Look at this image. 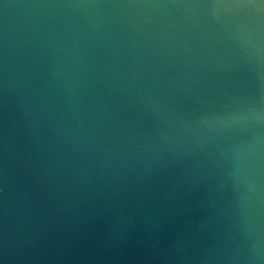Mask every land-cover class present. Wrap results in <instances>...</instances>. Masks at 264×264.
Segmentation results:
<instances>
[{"label":"water","instance_id":"1","mask_svg":"<svg viewBox=\"0 0 264 264\" xmlns=\"http://www.w3.org/2000/svg\"><path fill=\"white\" fill-rule=\"evenodd\" d=\"M0 264H264V0H0Z\"/></svg>","mask_w":264,"mask_h":264}]
</instances>
